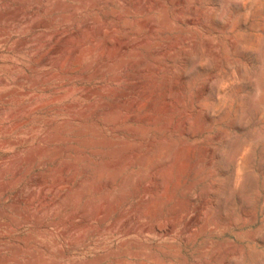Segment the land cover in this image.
I'll return each instance as SVG.
<instances>
[{"label":"rangeland","instance_id":"obj_1","mask_svg":"<svg viewBox=\"0 0 264 264\" xmlns=\"http://www.w3.org/2000/svg\"><path fill=\"white\" fill-rule=\"evenodd\" d=\"M0 264H264V0H0Z\"/></svg>","mask_w":264,"mask_h":264},{"label":"bare ground","instance_id":"obj_2","mask_svg":"<svg viewBox=\"0 0 264 264\" xmlns=\"http://www.w3.org/2000/svg\"><path fill=\"white\" fill-rule=\"evenodd\" d=\"M52 5V4H51ZM58 9V8H57ZM47 13V12H46ZM90 26V25H89ZM48 27V26H47ZM88 27V26H87ZM86 28V27H85ZM99 28V27H98ZM96 28H94V30H95ZM86 30V29H85ZM87 30H89V29H87ZM83 31H84V28H83ZM97 31H99V30H97ZM90 32V31H89ZM65 33V32H64ZM78 33V32H77ZM81 33H83V32H81ZM85 33V32H84ZM83 33V34H84ZM51 34V33H50ZM79 34V33H78ZM57 35H59V33L57 34ZM72 35V34H71ZM73 35H75V34H73ZM56 36V35H55ZM70 36V35H69ZM69 36H67L66 38H68ZM78 36V35H77ZM94 36V35H93ZM44 37V36H43ZM59 36H57L56 38H58ZM86 37V36H85ZM73 38V37H72ZM71 38V39H72ZM79 38V37H78ZM45 39V38H44ZM70 39V38H69ZM69 39H67L68 41H69ZM81 39V38H80ZM79 39V40H80ZM56 40V39H55ZM64 40V39H63ZM74 40H76V39H74ZM116 40V39H115ZM73 41V40H72ZM65 42H67V41H65ZM78 43V42H77ZM117 43V42H116ZM115 43V44H116ZM49 44V43H48ZM67 44H69L68 42H67ZM114 44V45H115ZM50 45H52V44H50ZM113 45V43H111V42H109V45H107V48H106V46H105V48H106V50H104V51H102L101 53H100V56L102 57V58H113V57H116V56H118V55H120V54H122L125 50H127L128 48H129V44L128 43H121V42H119L117 45H115L114 46ZM48 47H50L49 45H48ZM57 47V46H56ZM55 47V48H56ZM54 48V49H55ZM64 49H66V48H64ZM101 49V48H100ZM57 50V49H56ZM57 51H59V50H57ZM56 53V52H55ZM60 53V51L58 52V54ZM74 53V52H73ZM57 54V55H58ZM77 54V53H76ZM49 55V54H48ZM47 55V56H48ZM75 55V54H74ZM53 56V55H52ZM73 56V55H72ZM81 56V55H80ZM46 57V56H45ZM43 59V58H42ZM54 60V59H53ZM105 60V59H104ZM55 62V61H54ZM112 62V61H111ZM44 65V64H43ZM48 65V64H47ZM50 65V64H49ZM89 67H92V66H89ZM88 68V67H87ZM85 69V68H84ZM59 71V70H58ZM46 72V71H45ZM86 72V71H85ZM65 73H67V72H65ZM92 73V72H91ZM49 75V74H48ZM85 77V76H84ZM35 85V84H34ZM88 96V95H87ZM15 127V126H14ZM79 134V133H78ZM82 134H84V132L82 133ZM87 134V133H86ZM75 135V134H74ZM79 136V135H78ZM83 136V135H82ZM59 138V137H58ZM62 138V137H61ZM61 138H59L58 140H60ZM56 139V138H55ZM63 140H64V138H62ZM89 139V138H88ZM88 139H86L85 138V140H84V142H87V141H89ZM57 140V139H56ZM58 140L57 141H54V142H58ZM63 140H61L60 142H63ZM70 140V139H69ZM76 140H78V139H76ZM80 140V139H79ZM83 140V138L80 140V141H78V142H81ZM90 140H91V138H90ZM94 140V139H93ZM65 141H66V139H65ZM75 141V140H74ZM53 142V143H54ZM83 141H82V143H84ZM89 143H91V142H89ZM94 143V141H92V143L91 144H93ZM55 144V143H54ZM95 144V143H94ZM97 144V143H96ZM62 146V145H61ZM88 146H90L89 144H88ZM92 146V145H91ZM90 146V147H91ZM97 146V145H96ZM57 147V146H56ZM53 147H51V148H49L48 149V151H49V153H53V152H56L55 154L58 156H61V155H63V156H65V155H67V156H71L72 154H70V155H68V154H66L67 153V149H65V148H63V147H58V148H55V150L54 149H52ZM70 151V150H69ZM124 151V150H123ZM79 153V152H78ZM80 153H82L81 151H80ZM117 153H120V151L119 150H117V152H116V154ZM54 154V155H55ZM65 154V155H64ZM55 155V156H56ZM77 155V154H76ZM80 155V154H79ZM78 156V155H77ZM77 156H75V157H77ZM62 157V156H61ZM66 157V156H65ZM72 157V156H71ZM82 157V156H81ZM35 158V157H34ZM58 158V157H57ZM86 158V157H85ZM76 159V158H75ZM84 159V158H83ZM36 159H34V161H35ZM57 160V159H56ZM82 160V159H81ZM31 161H32V159H31ZM33 161V162H34ZM77 161V160H76ZM76 163V162H75ZM74 163V164H75ZM112 163V162H111ZM114 164V163H113ZM118 166L117 165H110V170L113 168H117ZM107 169V168H106ZM55 188V187H54Z\"/></svg>","mask_w":264,"mask_h":264}]
</instances>
